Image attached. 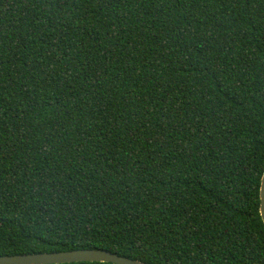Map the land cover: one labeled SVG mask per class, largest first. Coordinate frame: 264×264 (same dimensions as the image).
<instances>
[{"label": "trees", "instance_id": "trees-1", "mask_svg": "<svg viewBox=\"0 0 264 264\" xmlns=\"http://www.w3.org/2000/svg\"><path fill=\"white\" fill-rule=\"evenodd\" d=\"M263 170L264 0H0V256L264 264Z\"/></svg>", "mask_w": 264, "mask_h": 264}, {"label": "water", "instance_id": "water-1", "mask_svg": "<svg viewBox=\"0 0 264 264\" xmlns=\"http://www.w3.org/2000/svg\"><path fill=\"white\" fill-rule=\"evenodd\" d=\"M259 215L264 224V170L259 185ZM72 262H109L113 264H145L104 249L86 248L57 252H44L0 256V264H62Z\"/></svg>", "mask_w": 264, "mask_h": 264}]
</instances>
